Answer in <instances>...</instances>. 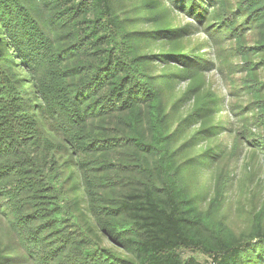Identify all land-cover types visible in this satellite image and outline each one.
Returning <instances> with one entry per match:
<instances>
[{
  "label": "trees",
  "instance_id": "16d2710c",
  "mask_svg": "<svg viewBox=\"0 0 264 264\" xmlns=\"http://www.w3.org/2000/svg\"><path fill=\"white\" fill-rule=\"evenodd\" d=\"M263 166L264 0H0V264H264Z\"/></svg>",
  "mask_w": 264,
  "mask_h": 264
},
{
  "label": "rangeland",
  "instance_id": "374dc122",
  "mask_svg": "<svg viewBox=\"0 0 264 264\" xmlns=\"http://www.w3.org/2000/svg\"><path fill=\"white\" fill-rule=\"evenodd\" d=\"M208 79L212 83L213 87H215L220 93H225V85L222 83L219 76H217L214 72H212V73L208 74ZM184 84L185 83H181L180 87H184ZM243 161H244V159L241 158V159H239L238 162L235 163L236 169H237L236 173H238V174L244 172ZM263 174H264V166L261 167V169H260V175L262 176ZM230 197L234 201L233 202V205H234L233 208H234L235 207V201L238 198V191L236 188H234L233 191L230 193ZM231 216H232V214H231Z\"/></svg>",
  "mask_w": 264,
  "mask_h": 264
}]
</instances>
